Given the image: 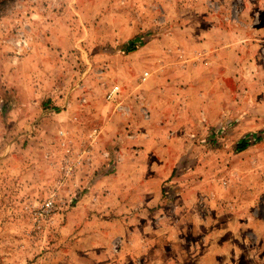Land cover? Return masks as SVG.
Wrapping results in <instances>:
<instances>
[{
    "label": "rangeland",
    "instance_id": "1",
    "mask_svg": "<svg viewBox=\"0 0 264 264\" xmlns=\"http://www.w3.org/2000/svg\"><path fill=\"white\" fill-rule=\"evenodd\" d=\"M0 10V264H264V0Z\"/></svg>",
    "mask_w": 264,
    "mask_h": 264
},
{
    "label": "trees",
    "instance_id": "2",
    "mask_svg": "<svg viewBox=\"0 0 264 264\" xmlns=\"http://www.w3.org/2000/svg\"><path fill=\"white\" fill-rule=\"evenodd\" d=\"M10 1L11 0H0V9ZM140 39H141V37L133 39L131 41H128L123 48L125 49V51L127 53L134 52L137 49V46H138L137 43H138V41H140ZM224 135H225V132L222 129L208 128V132H207V135L205 137V141L208 145H210L213 148L217 145L215 140L217 138L223 137ZM256 139L257 138L250 140V137L248 138L247 136L244 135L240 140H238L234 144V146H233L234 152L240 153V152L244 151L249 145H251V143H254L256 141ZM187 163L188 162L185 161L184 159H179V161H177V163L175 164V166L171 170V176L175 175L178 172H183L186 168ZM167 196H168V194H167Z\"/></svg>",
    "mask_w": 264,
    "mask_h": 264
},
{
    "label": "built area",
    "instance_id": "3",
    "mask_svg": "<svg viewBox=\"0 0 264 264\" xmlns=\"http://www.w3.org/2000/svg\"><path fill=\"white\" fill-rule=\"evenodd\" d=\"M146 75H147L146 73H143L144 77ZM119 93H120V90H119L118 86H113V87L109 88L104 94L105 101L113 102ZM94 133H95V130H93V132L89 136H92ZM58 135L61 137L63 134H62V132H58ZM54 209L55 208H54L52 199L47 198L39 206H37L34 209V211H33L34 219L38 220V221L44 220V219L48 218L49 216H51Z\"/></svg>",
    "mask_w": 264,
    "mask_h": 264
},
{
    "label": "crops",
    "instance_id": "4",
    "mask_svg": "<svg viewBox=\"0 0 264 264\" xmlns=\"http://www.w3.org/2000/svg\"><path fill=\"white\" fill-rule=\"evenodd\" d=\"M157 91L159 92V94H161V93H163V92H164V89H161V90H160V89H158ZM163 94H164V93H163ZM165 98H166V97H165V95H163V96H161V98H160V99H165ZM165 100H166V99H165ZM165 100H164V101H165ZM174 166H175V165H174Z\"/></svg>",
    "mask_w": 264,
    "mask_h": 264
}]
</instances>
